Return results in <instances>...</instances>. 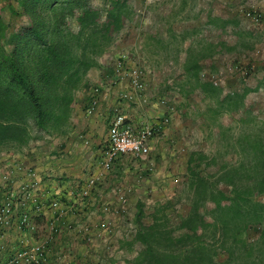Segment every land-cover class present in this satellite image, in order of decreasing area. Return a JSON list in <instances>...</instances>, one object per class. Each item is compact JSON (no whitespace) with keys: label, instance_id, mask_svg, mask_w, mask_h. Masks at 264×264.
Segmentation results:
<instances>
[{"label":"rangeland","instance_id":"374dc122","mask_svg":"<svg viewBox=\"0 0 264 264\" xmlns=\"http://www.w3.org/2000/svg\"><path fill=\"white\" fill-rule=\"evenodd\" d=\"M20 1L0 0L7 30L27 22ZM56 1L53 7H62L57 13L75 31L74 0ZM113 1L122 5L123 24L92 68L103 79L115 54L127 51L129 62L143 71L145 93L168 96L173 112L167 125H175L162 156L163 176L154 178L144 168V192L124 208L123 217H105L106 230L96 231L105 250L84 264H146L155 252L170 256L163 264H264V191L258 190L264 172V29L241 15L245 8L264 14V0H83L102 15ZM192 59L198 67L188 66ZM235 64L251 65L249 73L235 75ZM216 88L215 99L229 96L223 106L207 93ZM31 123L30 137L45 134ZM184 218L197 226L194 238L179 243ZM152 220L167 237L158 234V243L146 245L142 238Z\"/></svg>","mask_w":264,"mask_h":264},{"label":"trees","instance_id":"16d2710c","mask_svg":"<svg viewBox=\"0 0 264 264\" xmlns=\"http://www.w3.org/2000/svg\"><path fill=\"white\" fill-rule=\"evenodd\" d=\"M56 2L52 0L49 5L47 0H21L27 22L14 31L7 30L0 20V150L17 151L36 139L28 134L29 120L32 127L47 135L66 133L74 91L84 85L83 79L95 66L96 57L123 24L122 5L117 1H113L102 15L83 0H74L78 11L72 16L77 29L70 30L62 21L63 12L57 13L62 7H53ZM196 61L189 60L188 66L198 67ZM238 68L245 71L243 75H247L251 65ZM207 93L215 99L219 89ZM227 99L229 96L223 101H215L223 106ZM229 108H232L231 104ZM3 170L13 171L6 164ZM195 180L202 182L200 178ZM195 180L191 179L190 183ZM258 184V190L263 192L264 172ZM218 194L223 200H232L220 192ZM215 206H219L218 202ZM137 209L135 216L138 217L142 215L140 203H137ZM191 220L184 218L178 223L185 230L178 239L179 243L185 237L194 238L197 224L194 225ZM147 228L148 235L142 238L146 245L158 243V234L162 239L167 237L165 229L157 228L153 220ZM261 236L264 237V232ZM169 258L168 255L151 253L146 264H163Z\"/></svg>","mask_w":264,"mask_h":264},{"label":"crops","instance_id":"0c3cea01","mask_svg":"<svg viewBox=\"0 0 264 264\" xmlns=\"http://www.w3.org/2000/svg\"><path fill=\"white\" fill-rule=\"evenodd\" d=\"M261 27L264 29L263 25ZM215 28L208 29L214 33L220 30ZM99 72L100 69H90L83 79L84 85L74 91L65 134L56 137L43 134L17 151L0 150V172L5 164L12 169L30 166L39 175L48 171L54 180L62 183L66 181L67 185L70 183L72 187L69 188L74 191L77 190V185L83 184L86 176H97V182L90 190L80 214H69L62 222H57L51 212L45 211L40 218L38 235L49 244L51 250L46 264H84L86 258L93 257L92 253L101 255L105 250V243L97 237L93 223L100 217H123L124 208L130 205V201L137 200L144 192L143 185L148 183V180L143 181L141 178L144 176V168L150 169L154 178L162 177L165 172L162 169V156L166 153V140L173 131V122L162 126L159 133L149 139L148 159L121 155L111 162L108 170L100 167L108 112L114 107L119 108L131 122L144 124L152 122L163 109L158 107L154 110L149 105L120 103L116 98L120 87L108 86L107 75L102 79L98 77ZM234 74L238 75L236 72ZM96 81L101 82L100 105L94 113L84 115L88 87ZM156 157L161 159L155 160ZM165 161L167 162V157ZM17 173L23 175L22 170H17ZM53 189L51 181L40 184V190L45 195L51 194ZM7 238L12 242L14 236ZM68 249L75 253L69 255Z\"/></svg>","mask_w":264,"mask_h":264},{"label":"built area","instance_id":"2783aa9c","mask_svg":"<svg viewBox=\"0 0 264 264\" xmlns=\"http://www.w3.org/2000/svg\"><path fill=\"white\" fill-rule=\"evenodd\" d=\"M241 15L255 25L264 26V14L258 9L245 8ZM233 69L238 75L245 74L238 66ZM142 72L137 62H129L127 51L121 50L110 63V74L106 81L108 86L120 87L116 96L120 103L149 105L154 110L161 107L163 111L152 122L137 124L114 107L107 121L104 148L99 160L104 170H108L111 162L121 155L145 159L149 155V139L168 124L173 112L167 95L145 93ZM101 90L99 85L89 89L84 115L94 113L100 105ZM17 170H22L23 175ZM49 174L44 171L39 175L30 166H17L11 173L4 170L0 172V264H46L51 250L49 244L38 235L40 218L45 211L51 212L57 222H62L69 214H80L90 190L97 182V176L88 175L74 191L69 188L70 183L58 182ZM44 181H51L54 185L49 195L40 190V184ZM101 218L93 223L96 231L106 230V218ZM10 235L14 236L12 242L7 238Z\"/></svg>","mask_w":264,"mask_h":264},{"label":"clouds","instance_id":"9594fccd","mask_svg":"<svg viewBox=\"0 0 264 264\" xmlns=\"http://www.w3.org/2000/svg\"><path fill=\"white\" fill-rule=\"evenodd\" d=\"M109 70H110V67H109ZM93 86H94V85H93ZM90 88H91V87L89 86V87H88V96H89V89H90ZM87 98H88V97H87ZM85 106H86V102H85ZM85 106H84V107H85ZM84 107H83V109H84ZM38 234H39V231H38Z\"/></svg>","mask_w":264,"mask_h":264}]
</instances>
